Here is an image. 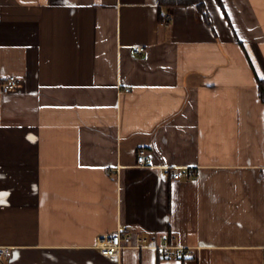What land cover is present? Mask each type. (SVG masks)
Listing matches in <instances>:
<instances>
[{
    "label": "crops",
    "instance_id": "crops-1",
    "mask_svg": "<svg viewBox=\"0 0 264 264\" xmlns=\"http://www.w3.org/2000/svg\"><path fill=\"white\" fill-rule=\"evenodd\" d=\"M203 3L0 0V264H264V0Z\"/></svg>",
    "mask_w": 264,
    "mask_h": 264
},
{
    "label": "built area",
    "instance_id": "built-area-1",
    "mask_svg": "<svg viewBox=\"0 0 264 264\" xmlns=\"http://www.w3.org/2000/svg\"><path fill=\"white\" fill-rule=\"evenodd\" d=\"M163 18L164 23L170 19L169 15H165L163 12L160 13ZM135 52H142L141 47H135ZM21 81L16 76H7L0 79V90L2 93H10L19 88ZM125 91H127L125 89ZM261 100L264 104V81L262 83V91L260 93ZM137 164L144 165L146 162V153L144 150H140L136 157ZM184 172L181 170H174L171 172V176L175 179L183 177ZM187 177L192 176V172L188 171L186 173ZM175 236H170L169 238H163L161 243L152 236H145L139 232H131L126 228H119L116 232L110 235L102 236L98 240L99 252L106 257L116 259L118 252L123 248L130 247L136 249L152 248L156 250L160 258L172 259L177 258L181 260H186L189 258L190 254L186 247L172 244L176 241ZM9 253L8 248H0V259L7 256Z\"/></svg>",
    "mask_w": 264,
    "mask_h": 264
},
{
    "label": "trees",
    "instance_id": "trees-1",
    "mask_svg": "<svg viewBox=\"0 0 264 264\" xmlns=\"http://www.w3.org/2000/svg\"><path fill=\"white\" fill-rule=\"evenodd\" d=\"M156 3L163 7L196 5L200 12H204L203 0H156ZM203 15L206 18V15ZM259 91H262V82L259 83Z\"/></svg>",
    "mask_w": 264,
    "mask_h": 264
},
{
    "label": "snow or ice",
    "instance_id": "snow-or-ice-1",
    "mask_svg": "<svg viewBox=\"0 0 264 264\" xmlns=\"http://www.w3.org/2000/svg\"><path fill=\"white\" fill-rule=\"evenodd\" d=\"M73 7H74V5H73Z\"/></svg>",
    "mask_w": 264,
    "mask_h": 264
}]
</instances>
